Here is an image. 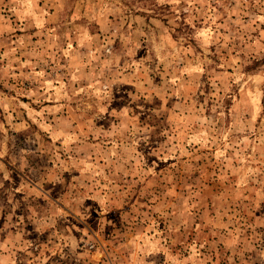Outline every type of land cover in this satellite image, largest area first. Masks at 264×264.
<instances>
[{"label": "rangeland", "instance_id": "374dc122", "mask_svg": "<svg viewBox=\"0 0 264 264\" xmlns=\"http://www.w3.org/2000/svg\"><path fill=\"white\" fill-rule=\"evenodd\" d=\"M0 264H264V0H0Z\"/></svg>", "mask_w": 264, "mask_h": 264}]
</instances>
